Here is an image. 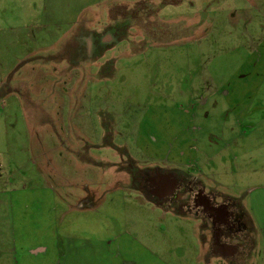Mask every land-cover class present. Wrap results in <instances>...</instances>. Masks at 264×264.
<instances>
[{
    "label": "rangeland",
    "instance_id": "obj_1",
    "mask_svg": "<svg viewBox=\"0 0 264 264\" xmlns=\"http://www.w3.org/2000/svg\"><path fill=\"white\" fill-rule=\"evenodd\" d=\"M247 21L264 33V0H0V264H236L181 181L254 206L206 157V86L237 65L225 45ZM230 204L206 215L224 231ZM262 208L245 264H264Z\"/></svg>",
    "mask_w": 264,
    "mask_h": 264
},
{
    "label": "crops",
    "instance_id": "obj_2",
    "mask_svg": "<svg viewBox=\"0 0 264 264\" xmlns=\"http://www.w3.org/2000/svg\"><path fill=\"white\" fill-rule=\"evenodd\" d=\"M227 24L233 27L229 22ZM240 29L241 32L233 36L231 34L233 30H229L231 35L229 34L227 45H225L229 48L225 52L228 51L229 54L235 52L239 58L237 65L231 72L226 71L217 74L213 79V86L210 84L206 86V91L214 94V99L210 103L214 109L219 110V114H215L217 134H212V138L213 140H220L219 147H214L215 153L206 157L209 158L207 165H211L212 159L215 158L216 162L218 159L217 168L219 170L228 169L227 171L231 174V183L235 187L248 186L252 191L259 190L254 199V206L250 205L251 207L247 208L241 203L242 200H239L241 197L238 199L235 196L227 197L225 195V202L221 200L214 201L212 198L213 193L209 192L205 181H199L195 177L186 178V180H191L190 188H199L203 197L205 195L207 199L204 197V203L199 201L194 205L207 204L211 208L210 213L212 214L205 213V211L203 212L205 213L203 214L204 219L200 220L205 222L206 226L212 225L214 234L212 236L213 250L211 252L216 256L235 261L236 264H245L243 262H247L249 259V250L252 249L250 247L253 245V230H255L256 224L259 223L254 214V208L257 209L260 203H263L264 206V153H257L258 150L264 148V33L259 31L261 29L259 25L250 21L244 23ZM201 87L203 88V86ZM194 92H196V89L193 90ZM207 99L208 96L202 94L199 101L206 103ZM255 111H259L257 112L259 115L251 119L250 116L255 114ZM206 114L208 113L205 112ZM199 150L205 151L204 148H199ZM181 153L180 155H184L186 148L182 149ZM173 163H175L173 165H181V173H190L189 167L186 168L182 163L175 160H173ZM190 163L191 161L188 164ZM206 169L208 172H212V170H209L211 168ZM192 172L194 173V171ZM193 179L196 181L193 182ZM228 201L234 203L236 210L231 208L233 206L230 204V228L224 231L222 221L211 223L212 219L206 217V215L213 216V214H216L217 208H221L220 205L225 206ZM200 212L202 211L200 210ZM235 212H239V217L234 218ZM196 216L201 218V215ZM236 219L243 221L240 224L242 226L237 225ZM260 219L264 221V216H261ZM218 220H220V217ZM243 251H246V253H243ZM244 255L246 256L244 257ZM219 257H217V260ZM241 260L243 262H240ZM205 262L211 264L210 258L206 259ZM212 262L214 263V261Z\"/></svg>",
    "mask_w": 264,
    "mask_h": 264
},
{
    "label": "flooded vegetation",
    "instance_id": "obj_3",
    "mask_svg": "<svg viewBox=\"0 0 264 264\" xmlns=\"http://www.w3.org/2000/svg\"><path fill=\"white\" fill-rule=\"evenodd\" d=\"M167 170H168V169H167ZM165 172H168V173H169V170H168V171H165ZM185 180H186V179H184L183 181H181V183L186 184L187 186H189L188 183L184 182ZM176 183L178 184V185H177L178 187H179L180 184H181V183H179V179H178V178H177V182H176ZM157 185H158V183L154 184V188L157 187ZM190 186H191V184H190ZM178 187H176V189H177ZM176 189H175V190H176ZM187 190H189V188H188ZM180 191H183V189H180ZM157 194H158V193H157ZM200 202H203L202 197H201ZM214 215H215V214H214ZM214 224H215V223H214ZM214 226H215V225H214Z\"/></svg>",
    "mask_w": 264,
    "mask_h": 264
}]
</instances>
